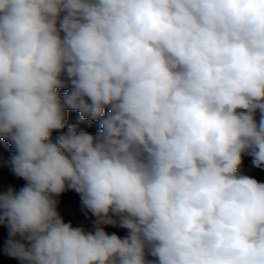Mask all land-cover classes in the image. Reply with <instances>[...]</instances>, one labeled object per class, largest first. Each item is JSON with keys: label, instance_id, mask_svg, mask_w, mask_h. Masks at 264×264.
I'll return each mask as SVG.
<instances>
[{"label": "clouds", "instance_id": "obj_1", "mask_svg": "<svg viewBox=\"0 0 264 264\" xmlns=\"http://www.w3.org/2000/svg\"><path fill=\"white\" fill-rule=\"evenodd\" d=\"M10 150L27 183L0 179L22 186L0 223L22 264H264V0H0Z\"/></svg>", "mask_w": 264, "mask_h": 264}, {"label": "rangeland", "instance_id": "obj_2", "mask_svg": "<svg viewBox=\"0 0 264 264\" xmlns=\"http://www.w3.org/2000/svg\"><path fill=\"white\" fill-rule=\"evenodd\" d=\"M60 93L63 94L67 89H59ZM68 123L70 126H74L77 131H86L92 134L90 129V123L92 121L85 120L81 118L79 112L75 110H69ZM61 130H56L52 133V138L55 139L56 136L60 134ZM93 135V134H92ZM14 155L13 151L10 150L8 153H0V179L4 176L11 175L15 177L21 185L24 187L26 185V181L23 178L16 176L11 169L10 161L11 157ZM257 168L252 164V158L248 155L244 156V162L241 166L242 174L248 175L249 172L256 170ZM105 230L107 232L115 233L119 235L121 238H124L128 235V230L121 228L119 226H105ZM9 239V231L8 228L0 223V264H22L20 260L17 258L11 257L6 252L7 240ZM151 259V257H149Z\"/></svg>", "mask_w": 264, "mask_h": 264}, {"label": "trees", "instance_id": "obj_3", "mask_svg": "<svg viewBox=\"0 0 264 264\" xmlns=\"http://www.w3.org/2000/svg\"><path fill=\"white\" fill-rule=\"evenodd\" d=\"M3 148H13L11 143L7 140H1ZM14 149V148H13ZM13 187L17 190L22 186L15 181L12 177L4 178L0 181V192L5 191L7 188ZM59 212L66 222L73 224L76 227L91 228L93 227L94 219L92 214L84 208L81 199L74 200L70 197L59 196Z\"/></svg>", "mask_w": 264, "mask_h": 264}, {"label": "water", "instance_id": "obj_4", "mask_svg": "<svg viewBox=\"0 0 264 264\" xmlns=\"http://www.w3.org/2000/svg\"><path fill=\"white\" fill-rule=\"evenodd\" d=\"M61 195H64V196H72L73 198H79L80 197V194L71 190V189H68L66 192H64L63 194Z\"/></svg>", "mask_w": 264, "mask_h": 264}]
</instances>
